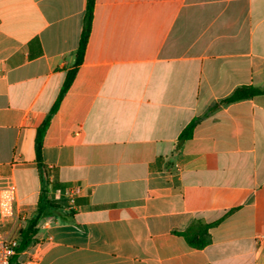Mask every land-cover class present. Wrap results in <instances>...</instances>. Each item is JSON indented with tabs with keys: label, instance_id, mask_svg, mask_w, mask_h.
Wrapping results in <instances>:
<instances>
[{
	"label": "crops",
	"instance_id": "1",
	"mask_svg": "<svg viewBox=\"0 0 264 264\" xmlns=\"http://www.w3.org/2000/svg\"><path fill=\"white\" fill-rule=\"evenodd\" d=\"M86 10L0 0V191L16 189L23 228L45 189L59 207L11 264H264V95L211 111L264 88V0H96L51 115ZM216 222L203 249L181 236Z\"/></svg>",
	"mask_w": 264,
	"mask_h": 264
},
{
	"label": "trees",
	"instance_id": "2",
	"mask_svg": "<svg viewBox=\"0 0 264 264\" xmlns=\"http://www.w3.org/2000/svg\"><path fill=\"white\" fill-rule=\"evenodd\" d=\"M95 4L96 0H87V10L86 15L84 18V26L83 31L81 34L79 47L76 52V60H75V67L72 71H70L66 77L65 83L59 95V98L52 109L51 115L54 114L64 97L67 91L70 89L77 70L80 65H82L84 61V56L86 53L88 41L90 39V35L92 32V23L94 18V11H95ZM264 95V88H257L253 86H242L237 88L231 96L222 100L219 104L214 106L211 111L218 109L221 105H228L232 103H236L239 101L252 99L256 96ZM51 116L45 121L38 129L37 133V159L39 167L43 169L44 173L46 174V168L43 164L42 158V146H43V138L48 128ZM199 119H195L186 127V129L180 135L179 141L184 142L188 139H191L193 136V131L196 125L198 124ZM59 185L53 184L52 189L57 190ZM59 207L56 206L52 201L48 199L46 189L42 192L40 196V200L38 203V210L35 216L28 222L27 226L23 228L22 221H19L13 231V235L19 238L20 245L18 248V254L26 251L32 244L36 241V236L39 232V224L41 220L48 217L49 213L58 211ZM219 222L212 223V224H199L194 228L188 230L181 234L182 237L185 238L188 245L194 249H203L208 244V234L209 230L215 227Z\"/></svg>",
	"mask_w": 264,
	"mask_h": 264
},
{
	"label": "built area",
	"instance_id": "3",
	"mask_svg": "<svg viewBox=\"0 0 264 264\" xmlns=\"http://www.w3.org/2000/svg\"><path fill=\"white\" fill-rule=\"evenodd\" d=\"M81 188L78 186H68L58 192L60 197H65L71 205H74L76 198L79 196ZM18 203L16 189L7 188L0 191V264H11L13 258L18 254L20 245L19 238L13 235V231L9 233L3 231V227L9 222L20 221L16 214V205ZM264 241L263 237L258 238V243ZM27 264H37V261H31Z\"/></svg>",
	"mask_w": 264,
	"mask_h": 264
}]
</instances>
